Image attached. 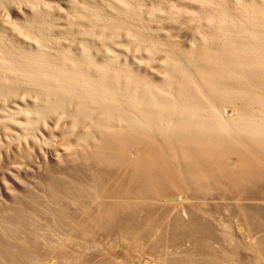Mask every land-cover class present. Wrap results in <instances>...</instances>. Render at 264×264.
I'll return each instance as SVG.
<instances>
[{
	"label": "rangeland",
	"instance_id": "374dc122",
	"mask_svg": "<svg viewBox=\"0 0 264 264\" xmlns=\"http://www.w3.org/2000/svg\"><path fill=\"white\" fill-rule=\"evenodd\" d=\"M0 264H264V0H0Z\"/></svg>",
	"mask_w": 264,
	"mask_h": 264
}]
</instances>
